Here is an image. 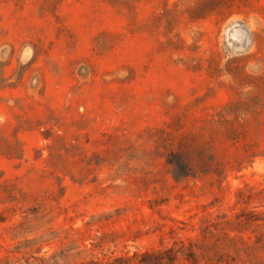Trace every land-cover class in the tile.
<instances>
[{
	"label": "rangeland",
	"instance_id": "1",
	"mask_svg": "<svg viewBox=\"0 0 264 264\" xmlns=\"http://www.w3.org/2000/svg\"><path fill=\"white\" fill-rule=\"evenodd\" d=\"M0 264H264V0H0Z\"/></svg>",
	"mask_w": 264,
	"mask_h": 264
}]
</instances>
